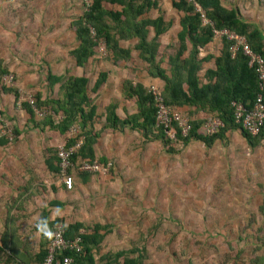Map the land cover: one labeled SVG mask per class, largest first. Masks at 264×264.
Masks as SVG:
<instances>
[{"label":"rangeland","instance_id":"1","mask_svg":"<svg viewBox=\"0 0 264 264\" xmlns=\"http://www.w3.org/2000/svg\"><path fill=\"white\" fill-rule=\"evenodd\" d=\"M84 1L88 0H0V70L12 76L8 84L0 82L5 86V91L0 88V109L12 111L4 119L0 115V136L13 137L10 143L34 142L38 147L28 151V164L34 163L38 170L32 166L33 174L28 172L29 180H24L27 190L38 197L40 204L34 209L40 211V205L54 200L60 205L52 207L50 217L59 215L57 221L64 225L80 222L83 232L94 224L101 225L99 233L103 237L92 249L95 263H102L99 259L108 252L135 248L141 264H252L254 257L264 254V140L250 148L236 129L227 132L223 141L205 148L197 140L182 144L166 138L168 143H163L158 138L146 140L125 126L113 130L107 127L103 119L107 103L121 106L120 117L135 111L134 99L121 95L119 81L152 78L147 75L146 63L137 56L132 39L118 42L120 47L130 49L127 59L114 60L99 43L94 57L82 67L75 66L69 54L77 44L72 23L84 10ZM221 1L227 5L246 3L250 14L256 2ZM163 6L166 17L175 22L181 12L166 3ZM104 7L117 8L106 3ZM154 11L150 9L148 15ZM175 33L174 23L158 36L156 59L163 52L174 53ZM164 62L163 58L161 65ZM111 69L119 73H111ZM102 71L108 79L93 91V82ZM48 72L65 77L85 75L88 79L86 93L95 110L84 129L78 117L60 134L54 127L42 126L43 118H51L53 125L63 118L49 102L63 95L58 84H47ZM156 81L152 85L161 91V82ZM148 85L144 87L148 89ZM34 96L48 103L40 108L35 105L42 116L30 119L29 114L19 111L20 101L28 97L34 100ZM184 112L189 121L198 118L199 110ZM213 119L202 121L201 133L216 129ZM14 127L20 128L16 136ZM153 129L155 133L157 128ZM86 132L97 135L92 159L108 160L112 168L106 174L85 175L76 167L66 169L73 184L63 193L58 164L51 174L39 166L43 164L41 159L47 155L56 161L57 149L69 147L79 138L83 141ZM70 139L73 142L69 143ZM78 159L90 158L78 156L75 162ZM28 260L27 264H38L35 257Z\"/></svg>","mask_w":264,"mask_h":264},{"label":"trees","instance_id":"2","mask_svg":"<svg viewBox=\"0 0 264 264\" xmlns=\"http://www.w3.org/2000/svg\"><path fill=\"white\" fill-rule=\"evenodd\" d=\"M102 1L115 4L119 6V9L107 10L102 6ZM82 3L84 10L72 23L77 44L69 50V54L72 56L75 66L82 67L87 59L94 57V48L99 43L112 53L114 60L127 59L130 49L120 47L118 42L119 40L134 39L133 48L137 50V56L146 63L147 75L161 82L160 92L165 105L175 109H178V106H185L189 110H199L197 119L190 121L187 119L189 128L184 135H180L175 124L171 122L176 130V142L186 144L190 140H197L202 142L205 148H209L214 142L223 141L227 132L236 129L239 130L240 136L250 148L256 147L264 140V128L261 127L258 133L251 135L240 129L233 119V102L249 107L255 94L259 91L264 99V84L259 90L254 68L247 64V58L240 49L231 55L228 50L231 41L221 36L218 55L213 57L210 54L198 56L199 48L213 37V30L225 28L243 36L250 48L264 61L263 35L260 29L253 22L243 19L237 8H226L220 0L172 1L171 6L182 13L179 17L180 30L176 34L177 46L173 54L163 52L160 59H156L158 36L166 31L169 23L164 22L160 14L154 18L143 17L148 9L157 8L154 0H89L87 3ZM157 11L159 10L157 9ZM163 58L164 66L160 63ZM210 58H213L214 68L204 69L203 78L205 81L202 82L198 72L202 64ZM4 72V70H0V75ZM105 77L106 72L98 73L92 85L93 91L99 88ZM45 79L48 85L58 83V87L62 91V99H52L49 102L55 106V112L62 113L63 118L55 125L51 118H43L42 125L54 127L58 132L63 133L68 125L78 117V122L84 129L87 126L86 123L91 122L95 110L94 105L89 103L90 99L86 93L88 82L86 76L69 75L65 77L48 72ZM121 84V95L124 98L134 99L135 111L120 117L115 113L116 103H108L103 118L106 126L112 130L120 128L119 126H125L139 132L146 140L158 138L163 143H168L161 125L156 123V108L152 95L148 91L149 85L146 89L141 83L128 79L122 81ZM3 86L0 84V88L5 91V86ZM34 103L40 108L41 104H47L48 101H40L38 96H34ZM84 106L87 107L86 110ZM22 107L31 119V116L34 115L28 103L23 102ZM183 113L185 112L183 111ZM207 117L218 118L221 125L215 130H206L208 133H201L199 128ZM154 127L157 128L155 133H153ZM12 132L14 135L17 134L15 127ZM149 134L152 137H149ZM96 136L95 133L86 132L85 139L69 156V160L75 162L78 156L90 158L78 159L79 163L85 160H94L92 159V144ZM71 142L73 141L70 139L69 143ZM55 156L56 154H54ZM52 160L58 164L57 157L56 161ZM99 160L101 161H96L102 165L109 164L108 170L112 168L108 160L100 157ZM80 173L87 174V172ZM40 218L41 221L47 223L39 225L40 237L43 238L41 241L46 243L49 236L45 233L51 232L54 223L46 222L43 210ZM54 221L56 222L57 219ZM81 226L80 222L65 225L64 236L72 238ZM101 228L102 226L97 223L89 231L82 232L80 235L81 246L78 252L64 249L59 251L55 258L61 259L62 256H68L70 258L68 264H99L94 261L92 249L103 237V234L99 233ZM45 243H40L36 253L38 263L45 255ZM135 252L137 255L133 256ZM99 260L102 261L100 264H141L140 253L135 248L108 252L102 255ZM252 264H264V254L254 257Z\"/></svg>","mask_w":264,"mask_h":264},{"label":"crops","instance_id":"3","mask_svg":"<svg viewBox=\"0 0 264 264\" xmlns=\"http://www.w3.org/2000/svg\"><path fill=\"white\" fill-rule=\"evenodd\" d=\"M154 1L156 2L157 8H150V9L155 10L154 11L155 13L152 16H149L148 13L150 9H148L143 14V17L154 18L155 16L160 14L162 16L163 21L166 23H169L167 30L171 29L175 23V28H176L175 36H176L177 32L180 30L179 17L182 15V13H180L179 17L177 18L175 22H172L168 17H166L167 15L164 14L165 8L163 5L166 3L168 7H171L173 10L176 11V9L171 6V2L177 1V0H154ZM255 1H256L255 9L254 11L251 10V14H250L247 11L248 7L245 5L246 3L239 2L237 4L227 5V4L222 3V1L220 0L221 4L224 7L237 8L240 13V16L243 19L249 22H253L256 25L260 29L263 35L262 43L264 44V7L261 6V5H264V3L262 2V0H255ZM261 2H262L261 5L258 4ZM105 3L109 4L107 2L102 1L101 4L103 7ZM110 5H114L117 7V8H114L113 10L119 9V6L115 4H110ZM157 9L159 11H157ZM259 9H261L262 11H260ZM107 10H110V9H107ZM220 47H221L220 37L213 35V37L208 43H206L204 46L199 48L198 56L202 57L206 54H210L212 55V57L216 56L219 54ZM209 49H211V51H209ZM213 64H214L213 58H210L208 61H205L202 64L201 69L198 72L199 79L202 82L205 81V79L203 78L204 69L214 68ZM113 70L119 73L117 69H111L112 71L111 73H113ZM122 74H124V72ZM127 76L128 75L125 73V78H127ZM106 78L108 79L107 76L105 77V79ZM156 80L158 79L152 78L149 81V78H148L145 80H140L137 83H141L142 85L149 83L150 85H152L153 84L152 82ZM121 81L123 80L121 79L119 82L121 83ZM156 82H160V81L158 80ZM116 107H117L116 109L120 110L117 112L115 111V113L119 116L120 115L119 113H121L122 109L119 104L116 105ZM7 108L9 109V106H7ZM177 108L178 110L181 109L180 111L182 112L189 110V108L185 106H178ZM21 109H23V111ZM0 110H1L0 115L2 119H4V116L10 117V113L12 112L11 110L7 112L4 110L3 107H1ZM19 111L21 112V114L22 113L25 114L26 112V110L23 107H21ZM15 129L17 131L16 135H18L20 132L18 129L20 128L17 127ZM58 133L60 134V132ZM35 149L38 150V147H34V142L24 143L23 141H19V142L10 143L7 140L6 136H3L2 134L0 136V264H27L30 256L32 257V259L34 257L36 258V253L38 252L40 243L42 242L45 243V241H41V239L43 238L40 237L41 233L39 231V225L47 224V223H44V221H41V218H40L41 211L43 210L46 215V220H47L46 222L48 223L50 222L51 224L53 223L55 224L56 222H54V220L57 219V217L59 216L55 214L54 217H50V214H49L53 212L52 207H56V205L59 204L57 202L56 204L54 200L49 201L48 205H46V203L44 205H40V209H39L40 211H36L38 208L34 209V205L38 206L40 204L38 203V197L35 198L34 197L35 193L29 192L27 190L29 188L25 187L24 180L25 179L29 180L28 172H31L33 174L32 168L34 166L36 168V165H34V163L28 164V156L30 155L29 152H32ZM38 155L39 154L36 153L37 158H38ZM30 157L33 158L34 155H31ZM41 162L43 163L42 164L43 166L42 165H39V166L43 167L51 174L57 171L54 160L49 159L47 155L42 157ZM36 169L38 170V168ZM82 177H85V176H82ZM33 179L34 178L31 177V180ZM72 184H73V178H72ZM61 189L63 193L67 191V189L64 187L63 184H62ZM51 190H55V187L52 186ZM34 198H35V201H34ZM9 255H11V257H9Z\"/></svg>","mask_w":264,"mask_h":264},{"label":"built area","instance_id":"4","mask_svg":"<svg viewBox=\"0 0 264 264\" xmlns=\"http://www.w3.org/2000/svg\"><path fill=\"white\" fill-rule=\"evenodd\" d=\"M186 1L191 2L193 0ZM84 2L87 3L89 0ZM213 35L219 37L224 36L227 40L231 41V44L228 47L231 55L240 49L241 53L247 58V64L254 68L257 77V86L259 90H261L264 84V61L262 57L250 48L243 36L238 35L233 31L223 28L220 30H213ZM11 78V75H7V73L4 72L0 75V82L8 84ZM148 91L152 95L156 108V123L159 126L161 125L164 136L168 139L175 140L176 130L171 122L175 124V127L179 130L180 135L187 133L189 124L186 116L178 109L165 105L161 92L156 86L149 85ZM20 102L28 103L34 116H42V112L40 110L38 111L34 104V100L31 97H28V99ZM232 107L234 122L246 133L254 135L259 132L261 127L264 128V99L260 91L255 94L254 100L249 107H246L244 104L234 102L232 103ZM212 122L216 125V127L221 125V121L218 118L213 119ZM7 140L11 141L12 137L7 138ZM80 143L81 140L79 138V140H76L71 146H62L56 151L59 172L61 174L62 183L66 189H70L72 185V177L66 172V169L68 168L73 169L76 167L78 172L87 173L96 172L98 174H106L108 172V163L102 165L95 159L90 161H81L80 163L71 162L69 160V156L76 151ZM64 226L65 225L61 222H57L52 226V230L50 232L51 236L45 245V255L38 264H68L70 262V258L68 256H62L61 259H57L55 258V255L64 249H68L70 251L73 250L75 252L80 250V235L83 231L78 230L77 234L72 238H66L64 236Z\"/></svg>","mask_w":264,"mask_h":264},{"label":"clouds","instance_id":"5","mask_svg":"<svg viewBox=\"0 0 264 264\" xmlns=\"http://www.w3.org/2000/svg\"><path fill=\"white\" fill-rule=\"evenodd\" d=\"M45 235H48L50 237L51 236V233L50 232H47V233H45Z\"/></svg>","mask_w":264,"mask_h":264}]
</instances>
